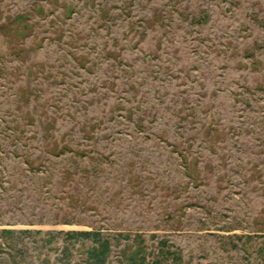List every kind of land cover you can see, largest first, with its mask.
<instances>
[{
  "label": "rangeland",
  "instance_id": "obj_1",
  "mask_svg": "<svg viewBox=\"0 0 264 264\" xmlns=\"http://www.w3.org/2000/svg\"><path fill=\"white\" fill-rule=\"evenodd\" d=\"M97 230L105 264H264V0H0V264Z\"/></svg>",
  "mask_w": 264,
  "mask_h": 264
},
{
  "label": "trees",
  "instance_id": "obj_2",
  "mask_svg": "<svg viewBox=\"0 0 264 264\" xmlns=\"http://www.w3.org/2000/svg\"><path fill=\"white\" fill-rule=\"evenodd\" d=\"M77 239L91 241V246L88 248L87 255L93 264H105L110 252L111 241L100 231H69L66 239ZM142 251V248L140 249ZM141 251H134L129 256L130 264H163L168 259L167 255L177 257V253L168 249L167 251L160 250L159 255L154 259L147 260L146 256ZM163 251V252H162Z\"/></svg>",
  "mask_w": 264,
  "mask_h": 264
}]
</instances>
